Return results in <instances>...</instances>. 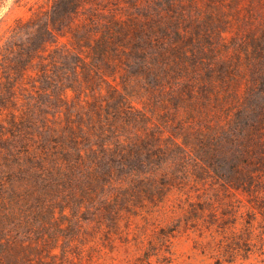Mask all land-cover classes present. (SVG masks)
I'll use <instances>...</instances> for the list:
<instances>
[{
  "label": "rangeland",
  "instance_id": "374dc122",
  "mask_svg": "<svg viewBox=\"0 0 264 264\" xmlns=\"http://www.w3.org/2000/svg\"><path fill=\"white\" fill-rule=\"evenodd\" d=\"M0 228L56 264H264V0H0Z\"/></svg>",
  "mask_w": 264,
  "mask_h": 264
},
{
  "label": "trees",
  "instance_id": "16d2710c",
  "mask_svg": "<svg viewBox=\"0 0 264 264\" xmlns=\"http://www.w3.org/2000/svg\"><path fill=\"white\" fill-rule=\"evenodd\" d=\"M52 240L53 236H51V242ZM55 246L44 239L38 244H28L24 247V251L21 249L19 251L13 243L3 237L0 228V264H24L26 260L31 259V256H36L37 264H56L51 253ZM19 254H23L22 257H19Z\"/></svg>",
  "mask_w": 264,
  "mask_h": 264
}]
</instances>
